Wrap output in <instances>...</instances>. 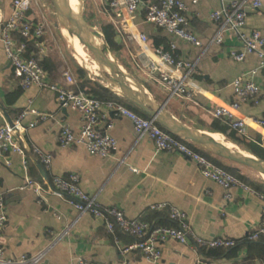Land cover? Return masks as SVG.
Masks as SVG:
<instances>
[{
  "label": "crops",
  "instance_id": "obj_1",
  "mask_svg": "<svg viewBox=\"0 0 264 264\" xmlns=\"http://www.w3.org/2000/svg\"><path fill=\"white\" fill-rule=\"evenodd\" d=\"M87 1L95 19L111 25L102 11L100 0ZM224 1L244 2L247 11L245 31H258L264 37V0H261L262 6L257 10L251 8L253 0ZM12 2L0 0L5 19L12 13ZM146 2L151 4L159 0ZM186 2L189 7L187 28L203 43V48L172 37L147 23L143 10L134 14L132 23L138 34L147 36L151 48L169 50L170 44L174 43L176 49L172 54L175 58L197 63L191 76L195 89L194 102L176 97L168 99V92L145 69L140 70L136 66V61L140 66H145L147 59L141 54L133 36L125 30L124 38L117 34L115 37V42L122 47L119 55L123 63L120 62V65L146 88L157 104L166 102L167 112L185 125L194 124L187 113L190 104L189 107L210 115L215 107L235 100L234 80L259 66V59L255 55L243 62H236L230 57V52L239 47L232 32L223 34L220 46L210 44L219 29L211 14L221 8L220 0H198L196 4L192 0ZM44 3L45 0H39L29 15L46 20V57L58 65V76L51 80L65 84L63 74L66 68L48 52L52 48L50 42L54 34L47 10H41ZM75 58L85 68L98 71L92 65L94 61L86 64L87 61L82 57L79 59L77 54ZM253 79L264 87V70H260ZM30 102L33 109L48 114L49 118L34 128L26 127L17 135L26 151L27 169L21 156L0 158V196L4 197L8 217L3 232L7 256L20 258L45 252L43 264H72L78 259L101 264H120L124 261L128 264H238L246 258V248L239 250L235 256L225 254L216 257L208 250L175 241L162 245V258L156 262L146 260L137 252L122 254V248L131 244L133 238L119 231L111 235L102 218L89 213L79 214L71 208L67 197L59 194L50 184L54 176L67 178L73 173L78 174L79 185L84 192L95 196L103 207L120 208L128 219H141L153 225H171L168 212H152L150 206L163 203L176 207L185 213L191 229L204 239L226 238L238 242L247 238L264 215V198L242 184L232 187L231 198L226 200L224 190L215 182L205 179L192 160L176 152H157L148 137L136 134L133 123L127 118L113 119L110 134L117 141L118 150L109 158L92 156L82 146L61 147V125L65 123L77 133L81 123L80 114L60 109L56 95L49 90L35 86L22 90L0 44V125L7 123L6 115L14 120ZM239 115L247 121L246 137L260 136L264 139V129L250 121L252 118L264 119V98L258 104L251 101L241 103ZM32 120L33 116H30L25 121L26 126ZM33 147H38L51 158L49 167L43 165L47 179L38 169V165L43 163L34 155ZM7 160L10 161L9 166L6 165ZM130 168L139 172L134 173ZM26 177L43 184L42 204L38 203V196L32 189L25 186ZM156 214L163 215L168 224L150 221L149 218ZM116 238L119 244L115 243Z\"/></svg>",
  "mask_w": 264,
  "mask_h": 264
},
{
  "label": "built area",
  "instance_id": "obj_2",
  "mask_svg": "<svg viewBox=\"0 0 264 264\" xmlns=\"http://www.w3.org/2000/svg\"><path fill=\"white\" fill-rule=\"evenodd\" d=\"M39 0H13L12 13L5 19L0 9V44L3 46L7 61L13 75L17 78L22 90L32 86L45 89L56 95L60 109L73 110L80 114V128L76 133L69 125L62 124L59 130V144L63 148L82 146L92 156L109 158L117 150L118 144L110 134L113 128V119L127 118L134 126L139 137L146 136L154 144L157 152H176L192 160L198 167L200 174L207 180L218 184L225 194V199L230 200L232 187L242 183L232 174L216 165L206 156L189 147L184 140L174 137L161 128L154 119H144L116 101L103 102L88 96L78 89L77 82L70 71L63 76L65 84L51 82L48 73L41 65L47 55V46L44 42L47 23L44 18L29 15L34 4ZM102 11L106 14L116 34L124 38L125 30L137 42L141 54L147 59L145 66H136L147 72L167 92L168 99L180 98L194 102L195 89L191 76L196 67V62L177 59L172 52L176 49L174 43L170 49L162 47L151 48L148 38L138 34L132 20L135 13L145 11L147 23L166 31L172 37L181 39L195 47L203 48V43L187 28L189 7L186 0H159L157 3L147 4L146 0H100ZM198 0H192L196 4ZM221 8L211 14V19L219 24L216 36L211 40V45L220 46L223 43V34L232 32L239 42V47L230 52V57L236 62H243L249 56L255 55L259 59L257 69L236 78L232 84L235 100L222 104L210 111L215 119H221L240 136H246L247 121L239 115L240 104L253 102L258 104L264 98V87L259 86L254 77L260 70H264V37L258 31L246 32V17L244 2L231 1L225 3L220 0ZM262 6L261 0H253L251 8L254 10ZM32 42L36 52L31 58L26 57L28 43ZM135 59V58H134ZM136 60V59H135ZM80 65V64H79ZM85 70V68L80 65ZM93 71L94 76L88 75L91 81H97L98 71ZM33 116V120L26 126L25 121ZM49 118L48 114L40 113L29 106L13 120V125L8 123L0 125V158L11 155L21 156L24 168L27 169V155L17 135L26 129L34 128ZM252 124L264 129V119H250ZM33 153L43 165L49 167L51 158L45 155L38 147H33ZM10 165V161H6ZM134 173L139 171L130 168ZM80 176L76 173L67 178L54 176L51 185L59 194L67 197L68 204L79 214L89 213L94 217L102 218L106 230L115 235L116 232L133 238V242L122 248V254L137 252L148 261H159L162 258V245L167 241H175L182 245H193L202 249H227L236 246L237 241L226 238L204 239L198 236L189 226L186 215L181 210L167 204H154L150 206L152 212H168L171 225H153L141 219H128L123 210L116 206L103 207L95 196L84 192L80 185ZM25 186L32 189L38 196V203L44 202L43 184L26 177ZM8 221L5 200L0 196V264H43L45 252L36 255H23L20 258L7 256L3 241V232ZM264 235V215L258 225L253 227L248 239L258 240ZM115 243L119 244L118 239ZM72 264H101L90 260L78 259ZM120 264H128L121 262ZM201 264V263H200Z\"/></svg>",
  "mask_w": 264,
  "mask_h": 264
},
{
  "label": "water",
  "instance_id": "obj_3",
  "mask_svg": "<svg viewBox=\"0 0 264 264\" xmlns=\"http://www.w3.org/2000/svg\"><path fill=\"white\" fill-rule=\"evenodd\" d=\"M51 1L59 24L67 30L71 37H76L80 41V44L100 66L99 71L107 78L108 89L138 107L170 134L184 141H189L218 158L242 166L264 177V160L252 153L241 150L227 139L216 140L211 137L212 133L208 132L207 134L210 136L202 135L203 131L190 128L170 115L166 110V102L157 104L146 88L116 61L111 50L103 42L100 46L96 44L95 38L98 32L86 22L81 0L79 12L72 9L69 0ZM2 111L4 112L3 109ZM4 114L6 115L5 112ZM6 118L7 123L12 126L13 120L7 115ZM38 169L41 175L47 179L43 164L40 163Z\"/></svg>",
  "mask_w": 264,
  "mask_h": 264
},
{
  "label": "trees",
  "instance_id": "obj_4",
  "mask_svg": "<svg viewBox=\"0 0 264 264\" xmlns=\"http://www.w3.org/2000/svg\"><path fill=\"white\" fill-rule=\"evenodd\" d=\"M91 12V10H86L85 14V20L90 26L95 20V17L93 14H91ZM100 28L103 34V40L105 41V46H107L113 53L117 54L120 62H122L121 56L119 55L122 47L115 42L116 32L113 26L101 23ZM34 52H36L35 46L32 42H29L26 57L31 58ZM41 65L44 70L48 73L50 80H55L57 78L58 65H56V63L49 59V57H45L41 61ZM74 78L77 82L78 89L85 92L88 96L99 99L103 102H119L134 113H136L137 115H139L140 117L144 119H149V116L143 111H141L138 107L129 103L127 100L117 95L116 93L108 89L106 86L100 84L97 81H91L87 75V72L81 67H77L76 77ZM51 82L53 81L51 80ZM189 106H191V104ZM189 106L187 113L190 115L191 119H193L194 124L188 123V127L212 134H220L221 136L225 137L227 140L235 144L237 147H239L241 150L252 153L260 159L264 160V139H262L260 136H256L255 138L240 136L236 131L231 129L230 126L224 123L221 119H215L209 114L202 113L199 109H195ZM184 143H186L189 147L193 148L196 152L206 156L216 165L220 166L225 171L235 176L243 185L250 187L257 194L264 198V180L261 178V176H259V179L256 181L250 180L248 176L242 173V169H245L244 167L235 165L221 158H218L215 155L196 146L195 144L190 143L189 141H184ZM149 219L150 221H155L158 224H168L163 215L156 214L151 216ZM242 248L247 249V256L241 263L238 264H256L258 262L264 264V235H262L261 237H259L258 240L255 241H251L247 237L242 241H238L236 246L232 248L202 250H208V253L210 252V254H215L216 257H220L225 254H227V256H235L237 252Z\"/></svg>",
  "mask_w": 264,
  "mask_h": 264
},
{
  "label": "rangeland",
  "instance_id": "obj_5",
  "mask_svg": "<svg viewBox=\"0 0 264 264\" xmlns=\"http://www.w3.org/2000/svg\"><path fill=\"white\" fill-rule=\"evenodd\" d=\"M81 1H82V9L84 12V17H85L86 10L88 11L90 10V3L87 0H81ZM41 10H47L46 11L48 14L47 18L50 23L53 34H54V39H52V42H50V45L52 46V48L49 49L48 52L56 56L60 60V62L64 65L66 70L70 71L72 75L76 77L77 67H81V66L78 64L75 58V53L72 48V43L70 39L71 36L67 32V30H65L64 27L59 24V20L57 18L55 8L51 0H45L44 8H42ZM100 24L101 22L95 19L93 23L91 24V26L98 32L96 33V36L99 37V39L105 44V41L103 40V37H102L103 34L101 32ZM84 52L87 53L89 57V58H86L87 62L88 60H90L89 62L91 61L93 62L94 59L92 55L85 48H84ZM112 54L114 58L116 59V61L120 64V60L117 54L113 52ZM81 68L85 70L83 67ZM85 71L87 72V75L94 76L93 71H91V69L89 71L88 70H85ZM98 74H99V77L95 78V80L99 81L101 84L105 86H108L107 78L104 77V75L100 71H98ZM242 173L248 176L250 180L256 181L259 179V175L249 169H242Z\"/></svg>",
  "mask_w": 264,
  "mask_h": 264
},
{
  "label": "bare ground",
  "instance_id": "obj_6",
  "mask_svg": "<svg viewBox=\"0 0 264 264\" xmlns=\"http://www.w3.org/2000/svg\"><path fill=\"white\" fill-rule=\"evenodd\" d=\"M69 2L71 4L72 9L75 12H79L80 11V9H81L80 0H69ZM70 39H71L72 48L74 50L75 55L77 54V57L79 59L82 57V59L86 62L87 61L86 58H89V57H88L87 53L84 52V47L80 44V41L76 37H71ZM95 42H96V44L98 46H100L102 44V41L97 36L95 38ZM89 61L90 60H88V62ZM88 62H86V64ZM90 63H92V61ZM86 64H85V66L87 67ZM92 65H95L97 67V69L100 70V66L95 61H94V63H92ZM201 134L210 136V135L207 134V132H204V131ZM211 137H213L216 140L226 139L225 137L221 136L220 134H212ZM261 178L264 180V177H261Z\"/></svg>",
  "mask_w": 264,
  "mask_h": 264
}]
</instances>
